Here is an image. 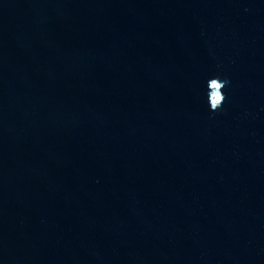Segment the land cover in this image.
<instances>
[{
	"label": "water",
	"instance_id": "water-1",
	"mask_svg": "<svg viewBox=\"0 0 264 264\" xmlns=\"http://www.w3.org/2000/svg\"><path fill=\"white\" fill-rule=\"evenodd\" d=\"M0 264H264V0H0Z\"/></svg>",
	"mask_w": 264,
	"mask_h": 264
},
{
	"label": "clouds",
	"instance_id": "clouds-1",
	"mask_svg": "<svg viewBox=\"0 0 264 264\" xmlns=\"http://www.w3.org/2000/svg\"><path fill=\"white\" fill-rule=\"evenodd\" d=\"M210 79H216V80H219L222 84V87H221V96L223 97V101H219V107L214 111L211 107L210 108V111L213 112V113H220L221 110L223 109V106L227 100V97L225 95V89L229 86L230 84V81H228L227 79L225 78H222L220 76H216V77H213V78H210ZM206 96H207V84H206ZM220 97V96H219Z\"/></svg>",
	"mask_w": 264,
	"mask_h": 264
},
{
	"label": "snow or ice",
	"instance_id": "snow-or-ice-1",
	"mask_svg": "<svg viewBox=\"0 0 264 264\" xmlns=\"http://www.w3.org/2000/svg\"><path fill=\"white\" fill-rule=\"evenodd\" d=\"M214 87H218V85H216ZM220 99L221 98L219 97V95H217L216 97H214V103H219Z\"/></svg>",
	"mask_w": 264,
	"mask_h": 264
}]
</instances>
